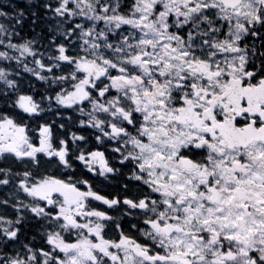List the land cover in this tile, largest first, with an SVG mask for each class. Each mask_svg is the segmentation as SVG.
<instances>
[{"label": "snow or ice", "instance_id": "1", "mask_svg": "<svg viewBox=\"0 0 264 264\" xmlns=\"http://www.w3.org/2000/svg\"><path fill=\"white\" fill-rule=\"evenodd\" d=\"M0 264H264V0H0Z\"/></svg>", "mask_w": 264, "mask_h": 264}]
</instances>
